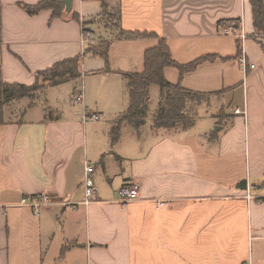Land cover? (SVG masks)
I'll return each instance as SVG.
<instances>
[{
	"label": "crops",
	"instance_id": "1",
	"mask_svg": "<svg viewBox=\"0 0 264 264\" xmlns=\"http://www.w3.org/2000/svg\"><path fill=\"white\" fill-rule=\"evenodd\" d=\"M59 1L65 8L54 17L51 8L23 7L41 0H0L6 82L29 85L60 61L81 60L79 79L4 105L0 264H264V32L251 0H72L70 11ZM106 12L118 14L114 37L99 23ZM237 23L244 41L224 33ZM84 26L90 43L82 42ZM161 38L180 64L211 56L183 76L163 69L198 94L187 103L194 123L156 127L163 90L153 82L145 121L123 122L113 142L130 103L128 74L143 73L146 51ZM99 40L110 43L108 60L86 54ZM81 79L88 83L78 89ZM81 92L99 120L84 121ZM86 162L96 192L89 205ZM135 182L139 197L120 202L121 188ZM47 192L54 202L39 213L22 203Z\"/></svg>",
	"mask_w": 264,
	"mask_h": 264
},
{
	"label": "trees",
	"instance_id": "2",
	"mask_svg": "<svg viewBox=\"0 0 264 264\" xmlns=\"http://www.w3.org/2000/svg\"><path fill=\"white\" fill-rule=\"evenodd\" d=\"M254 10V24L257 30L264 32V0H251ZM30 14H35L43 8H51L54 10L53 16H61L64 11V4L59 0H41L36 6L29 4L23 6ZM77 19L79 16L75 15ZM118 16V14H117ZM117 18V17H116ZM87 28V27H85ZM127 32H123V35ZM137 36L145 37L148 34L132 32ZM130 34V35H131ZM159 45L150 48L145 53V69L143 73L132 72L129 77V106L127 110L119 116L117 125L112 130V140L117 142L121 135V124L123 122L130 123L133 127L138 128L145 121L148 112L149 86L151 83H157L163 90V99L160 109L156 116L155 126L167 129H187L194 123V118L190 117L187 112L188 98L197 96L198 94L190 92L179 83L177 85L169 82L163 72L166 66L177 67L181 75L191 72L199 64L209 59L211 56L199 58L190 64L183 65L175 61L171 57L168 42L161 38ZM110 43L102 41L96 46H90L87 53L104 57L108 60ZM241 44L238 45L240 50ZM80 57H74L58 62L51 68L39 72L32 84L26 85L19 82H6L1 76L0 68V117L4 105L22 97H31L33 101L39 99L47 85H59V83L69 80H77L80 78Z\"/></svg>",
	"mask_w": 264,
	"mask_h": 264
},
{
	"label": "built area",
	"instance_id": "3",
	"mask_svg": "<svg viewBox=\"0 0 264 264\" xmlns=\"http://www.w3.org/2000/svg\"><path fill=\"white\" fill-rule=\"evenodd\" d=\"M224 33L226 35H232V36H237L240 40L244 41L246 38V34L242 29V26L237 24H234L232 26L225 27ZM92 39V32L83 27V34H82V42L83 43H89ZM243 65H246V60L243 57L242 59ZM76 100L84 105V116L83 119L84 121H88L89 118L93 120H99L100 116L99 114L93 112V113H87L86 106L84 104V96L81 93H79L76 96ZM234 114H241L245 115V108H236L234 111ZM94 170V166L90 163L86 162L85 166V181H84V192H85V198L82 201L83 204L89 205L93 201L96 200V192L95 189L91 183V174ZM139 197V190H138V184L135 182L133 184L126 185L121 188L120 190V202L122 203H128L135 201ZM54 202V199L50 193H42L40 195H34L33 197H26L23 199L22 203L30 206L32 209L35 210L36 213H39L41 210L47 208L50 204ZM77 203H68V207L72 209H77Z\"/></svg>",
	"mask_w": 264,
	"mask_h": 264
},
{
	"label": "rangeland",
	"instance_id": "4",
	"mask_svg": "<svg viewBox=\"0 0 264 264\" xmlns=\"http://www.w3.org/2000/svg\"><path fill=\"white\" fill-rule=\"evenodd\" d=\"M117 17V14L114 13V14H108V12L104 13L103 16L101 17V21L99 22L100 24H102V28H107L109 29L110 31H112V33L114 32V35L113 37L116 35V34H120V30L118 29L119 28V23H118V19L116 18ZM94 32V31H93ZM97 33V32H96ZM95 33V34H96ZM93 38L95 39H101V35L100 34H96V36H94ZM99 44L101 43L100 40L98 41ZM90 43V41H89ZM94 44H97V43H94ZM87 83H88V80H86ZM85 81V79H81L79 80L76 85L78 87V89H81L85 84H87ZM81 91V90H80ZM205 103L208 102V100H204ZM209 103V102H208ZM186 112L187 114L190 116V117H193L192 114H194L195 112H193V108H192V112L190 114V112L188 111V107L186 108ZM202 117V115H199L198 118ZM91 122H88V129H89V124Z\"/></svg>",
	"mask_w": 264,
	"mask_h": 264
},
{
	"label": "water",
	"instance_id": "5",
	"mask_svg": "<svg viewBox=\"0 0 264 264\" xmlns=\"http://www.w3.org/2000/svg\"><path fill=\"white\" fill-rule=\"evenodd\" d=\"M66 4V10L70 11L72 6V0H63Z\"/></svg>",
	"mask_w": 264,
	"mask_h": 264
}]
</instances>
